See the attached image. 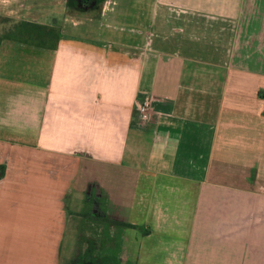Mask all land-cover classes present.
I'll use <instances>...</instances> for the list:
<instances>
[{"label":"crops","instance_id":"1","mask_svg":"<svg viewBox=\"0 0 264 264\" xmlns=\"http://www.w3.org/2000/svg\"><path fill=\"white\" fill-rule=\"evenodd\" d=\"M28 1L64 17L0 41V264H61L75 215L103 264H264V0Z\"/></svg>","mask_w":264,"mask_h":264},{"label":"rangeland","instance_id":"2","mask_svg":"<svg viewBox=\"0 0 264 264\" xmlns=\"http://www.w3.org/2000/svg\"><path fill=\"white\" fill-rule=\"evenodd\" d=\"M82 0H69V5H66V9H65V17L66 19H72L74 17H76L77 13L79 12V2H81ZM12 2V3H11ZM36 1H34L35 4ZM3 3H7L9 5V3H11L8 6V9H15L16 7L14 6V4L19 3L21 6H23V8L26 9V7L29 5V1L28 0H1L0 1V5H2ZM14 3V4H13ZM54 3H50L51 7ZM58 3H55L54 6H57ZM66 4V3H65ZM37 8H41L43 7V4L39 1L36 2V4L34 5ZM47 6V5H46ZM12 12H5L6 10H2L3 12H0V41L3 39H7V36L9 34V29L10 26L16 21V20H20V19H27V20H34L37 22H41L43 20H46L47 17H41L40 15H31V14H27L25 13V9L23 11H21V14L16 12V11ZM11 11V10H10ZM63 11L61 10V12L59 11H55L54 14V19L52 23H47V24H52L54 27L56 28H60L59 26V21L62 17H64V13H62ZM50 17V16H49ZM42 23V22H41ZM18 147H23V146H30V147H34V148H39L40 146L36 144L35 141H18L17 143ZM41 151H44L46 153H50L51 151L46 149H40ZM43 155H45L43 153ZM60 157V156H59ZM62 160H69V158H65V157H60ZM65 158V159H63ZM29 162V161H28ZM71 214H74L73 212H71ZM71 226L69 228V233L67 236V243L66 246L64 248V251L62 253V259H61V264H95V261H98V259L101 261V263H108L109 262V253L105 252L104 250H100L98 252H84V250L82 249V246L80 244V240L84 239L86 240V245H90V243H92V249L94 248L93 246L96 244L95 239H96V235H97V241H98V234L99 231H103L102 229H106V225L109 226V221H107V224L101 225V221L100 220H95L94 217L89 218V217H85L83 216H78L75 215L73 217H71ZM101 226H100V225ZM104 226V227H103ZM90 247V246H87ZM96 247V246H95ZM103 255V257L98 258L97 255ZM108 256V257H107ZM97 258V259H96Z\"/></svg>","mask_w":264,"mask_h":264},{"label":"trees","instance_id":"3","mask_svg":"<svg viewBox=\"0 0 264 264\" xmlns=\"http://www.w3.org/2000/svg\"><path fill=\"white\" fill-rule=\"evenodd\" d=\"M60 28L54 27L52 24L41 23L34 20L20 19L16 20L9 29V34L5 37L16 41L55 49L60 38ZM5 167L0 163V176L3 175ZM89 217V215H84ZM95 220L109 221V218L94 217ZM123 225L130 223L122 222Z\"/></svg>","mask_w":264,"mask_h":264},{"label":"built area","instance_id":"4","mask_svg":"<svg viewBox=\"0 0 264 264\" xmlns=\"http://www.w3.org/2000/svg\"><path fill=\"white\" fill-rule=\"evenodd\" d=\"M262 99L264 102V92L262 93ZM152 100L150 97L145 96L138 104L140 119L145 120L150 116Z\"/></svg>","mask_w":264,"mask_h":264}]
</instances>
